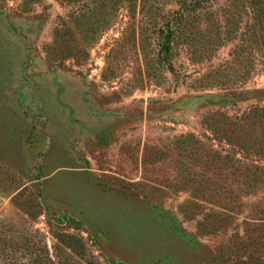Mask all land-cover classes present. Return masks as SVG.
I'll return each mask as SVG.
<instances>
[{"label":"rangeland","instance_id":"374dc122","mask_svg":"<svg viewBox=\"0 0 264 264\" xmlns=\"http://www.w3.org/2000/svg\"><path fill=\"white\" fill-rule=\"evenodd\" d=\"M145 1L0 0V264L264 259V0Z\"/></svg>","mask_w":264,"mask_h":264},{"label":"trees","instance_id":"16d2710c","mask_svg":"<svg viewBox=\"0 0 264 264\" xmlns=\"http://www.w3.org/2000/svg\"><path fill=\"white\" fill-rule=\"evenodd\" d=\"M149 0H146L144 3L148 2ZM198 2H200V0H195L194 3L189 2V1H184L183 2V7H182V11L184 9H188V8H193L195 9V7L197 8L198 6ZM149 4V3H148ZM148 4L144 5L145 8L149 9L150 6H148ZM197 5V6H196ZM263 8L259 7L258 4L255 5H250V11H251V15H252V19L254 20V24L257 23V21L259 20L258 18L260 17L259 13H262ZM182 11L180 13V19L182 20L183 17L182 16ZM175 29L172 27V25L170 24V21H168L167 23H164V25L159 27V34L160 37L162 38V49L165 51L166 55H169L172 51V39L175 37ZM76 224L79 225V223L76 222ZM77 225V228H79V226ZM236 264H250L245 260H239ZM253 264H264V259L262 258H258V260H256V262H254Z\"/></svg>","mask_w":264,"mask_h":264}]
</instances>
